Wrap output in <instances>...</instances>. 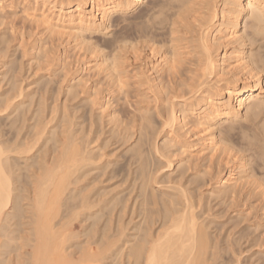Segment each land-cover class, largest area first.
Segmentation results:
<instances>
[{
  "label": "bare ground",
  "instance_id": "6f19581e",
  "mask_svg": "<svg viewBox=\"0 0 264 264\" xmlns=\"http://www.w3.org/2000/svg\"><path fill=\"white\" fill-rule=\"evenodd\" d=\"M17 1L18 2L16 3L19 6H16L17 4L14 0H0V22L4 17V5L9 2V4H7V6L9 5V11L7 12H11V14L15 15V12H17L16 10L19 8V14L22 15L23 20L29 22L35 30L40 29L41 33L43 32L48 36L51 35L50 37L55 35L60 38L68 39L73 42V47H71L74 51L75 48H78L77 54L84 49L86 52H89V55L96 54V58H91L88 62H85L76 75V85L80 87H85L88 83L82 77L85 73L92 72L95 75L103 74L110 78V76L116 77L114 73L117 68L114 63L115 61L110 64L106 60L103 61V59L94 60L101 57L99 47L96 43L87 42L82 35L85 33L107 31L114 23V20L112 19L113 15H124L143 4V11H141L142 14L139 13L142 15L143 19H139L140 22L135 24L136 29L134 34L154 40L161 35L160 33L165 32L169 36V41H171L169 43L175 44L173 47L177 49L175 50V48H172L173 51H171V55L163 53L157 58L154 56L155 49H149L147 55L149 68L147 71L150 73V77L151 75H159L160 73L168 72L170 78L175 80V78H178L177 75L180 64L188 59L185 57L191 55L195 56V60L192 58L194 64L192 63L193 61L191 62L194 66L189 65L190 68L193 67V69H188V72L191 73V76L187 78L188 82L184 80H180V82H172L171 80H168V84H170L168 89L167 87L160 85V82L158 81L160 76H162L161 74L158 77L154 76L155 78L151 77V80L153 79L151 85L154 87H151V89H154L153 91L156 95H154L155 98L160 97L158 99L159 101L165 95L170 93L171 90L172 92L175 91L177 96L178 93L181 92L179 88H186L190 93L189 97L184 98L183 95H185V93H182L183 98L178 99V97L181 96L179 93L177 99L175 98L180 102L178 105L180 108L176 105L178 108V110L176 109L177 111L172 109L175 107H170L168 112L163 109L164 114H167L166 118L164 117L165 115L162 116V114H159L160 117L162 116L165 118L164 121H162V124L169 129V132L166 133L169 138L167 144L177 148L180 155V163L184 159L193 158L194 155H197V157L205 155L204 158H209V162H212L214 156L219 157L217 154H221L222 156L220 158H222L223 155L229 152L231 153L232 148H229L230 151L228 148H225V145L227 144L223 146V140L216 135L218 128H216L217 126L215 127V125L228 122L230 123L231 128H234L237 125V121L241 119L243 115H246L247 117V115L250 114L251 116L258 117L264 110V100L262 98L264 95V77L261 76V71L257 68V62L253 61L252 56L248 54L249 51L247 52L248 39L246 32L243 31L245 27H249V29L252 30L251 34L257 35L264 30V0ZM201 8H205V13L197 15V12L201 10ZM137 18L139 17L137 16ZM245 18L246 21L243 23ZM10 32L18 41L23 40V34L19 33L18 30L16 31L15 28H10ZM127 38L128 37L125 34H122L120 38L111 37L107 41L110 42L111 45H115ZM40 40L41 37H37L34 41ZM117 48L119 50L121 49L120 47ZM81 54L83 53L81 52ZM180 56H183V59H179L182 58ZM3 74L4 73L0 71V75L3 76ZM141 76L140 72L139 77L142 78ZM117 79L120 80L119 77ZM206 80L209 81L210 84ZM123 86L124 84L121 85V88H123ZM170 94L166 97H170ZM24 97L25 94L23 89L14 90L12 93L0 95V118L4 116L8 117L15 112L17 113L19 108L23 105V102L18 99H23ZM173 97H171V99H173ZM164 99L166 98L162 99L163 104L165 103ZM169 99H166L169 103L167 102L165 104H170L169 106H171V101H169ZM98 101L100 119L106 118L110 123L114 122V120L116 122L117 117L112 110L109 100L100 98ZM144 117H146L145 114ZM142 119L145 120L147 117L143 118L142 116L141 121ZM147 120L145 122H147ZM16 122L17 119L12 120L9 125L0 122V264H108V259L111 260V262L109 261V264H213L212 260L210 261L209 259V249L211 248L212 240L211 242L208 240L206 236L207 231L205 233L201 227L202 224H200V222L197 223L198 221L196 222L198 218L196 216L197 219H195V214L192 213L189 199L187 202L185 199L180 198V202L181 199L186 201L183 204V208L181 210L179 209L181 211L180 215L178 216L179 213L176 214V216H178L176 218L173 217L172 214L173 218L170 220V223L163 225L164 227L168 224L163 230H160L161 227H158L160 230L158 233H153L151 230L152 227L151 229L148 227L143 229L142 233L138 235L134 234L133 236L136 237L133 240H124V231L119 226L120 229L118 228L119 230L115 234L112 233L109 235L110 232H112L111 230L110 232L108 230L109 234H106L107 231L102 235L99 233V235L97 234L99 240L92 238L94 239V242L91 240L89 241L87 234L88 238H85V240H87L85 242L83 241L81 244L79 242L82 240L79 241L78 239L79 242L77 241V244L74 240L79 237L81 229L83 230L86 221H88L86 218H91L96 214V212H93L94 208L95 211L97 210L96 204L91 202L94 195L93 192L89 189V193H87L91 194L92 192V197L86 194L88 191L86 189L90 188L88 187L89 185L86 188L82 185L84 182H80V178H84L83 171L85 169L83 170V168L87 166L85 164L96 162L91 161L94 157V151L91 149L93 151L92 153V151L87 148L88 146H82V140L77 137V133L75 135L71 133L69 138L66 139L59 135V140L57 141V139L53 138L55 133L49 131L46 124L41 121L35 123L23 137H20V134L13 135L11 133V128ZM150 122L151 118L148 123L150 124ZM139 124L141 126V124L143 125L144 123L141 122ZM145 124L147 125V123ZM251 128L252 127H250V129ZM140 130H142L141 127ZM73 131L76 132L75 130ZM48 134L52 135V138H47V143L51 142V146L41 158H34L33 153L35 148ZM244 138L246 139V137ZM225 141L226 140H224V142ZM154 143L156 144V142ZM133 144H131V146ZM165 146L166 145H164V147ZM158 147H156V149ZM127 149L126 151L129 153ZM129 149H131V147ZM131 152L133 153L134 159L141 164L139 167L141 182L139 183H141L142 196H144V199L147 200L149 198L153 201L152 203H155L154 189H151V186L148 184V176L144 174L146 170V158L144 157V150L142 149V146H140L139 140L135 147L131 149ZM169 154L170 153H168V155ZM171 154V158L176 159L175 156H173L174 152ZM230 155L231 154H229L228 157H230ZM242 155L238 162V167H234L237 164L231 165L232 163L234 164V161L231 160L232 163H230L231 161H228L231 157L223 162V167L226 169L223 173H226H224L225 175L223 174L224 176L219 179L216 176L217 178H215V180H218L216 183L214 182L218 193L227 196L230 195L232 197L236 193L235 190L237 188L242 189L247 184L249 185L251 177L249 178L250 174L247 173L248 162H246L247 159L242 158ZM95 156L97 158L99 155ZM101 156H103V154L100 155V157ZM197 157H195V159ZM238 157L239 156L237 155V158L235 157V159L238 160ZM171 158L170 161H172ZM204 158L202 157L203 161ZM220 158H218V160ZM105 159L107 158L105 157ZM29 160H31L30 163H28ZM102 160L103 159H99L101 163L103 162ZM168 160L169 159H166V162H168ZM108 163H111V161L109 162L107 160L106 164ZM168 163L166 164L171 170V167L175 162ZM109 165H112V163ZM100 166L101 165L97 166L96 169ZM105 167L108 168V165L104 166V168ZM90 168L93 169L94 167ZM137 168L138 167H136V169ZM235 168H238V173H235ZM88 169L87 171L89 172ZM106 170L107 169H105V171ZM122 172L123 171H121V173ZM81 173H83V175ZM101 175L103 176V174ZM153 179L151 178V180ZM154 181L155 179L153 182ZM130 182L132 185L133 181L131 180ZM79 183L82 187L79 186ZM153 184L156 185V181ZM83 187L85 191L83 190ZM133 193L132 194L135 195V192ZM102 194V198L106 197V194L103 196ZM95 196H97V194ZM99 198L96 199L99 200ZM105 199L107 200L108 198L106 197ZM112 199L113 198H111V202ZM234 199L232 201H234ZM104 202L101 203L103 206L106 204ZM125 203L129 204L131 203V200ZM126 205L127 204H125V206ZM154 205H156V203ZM98 206L99 205L97 204V208L99 209ZM101 209L103 210V208H100V210ZM119 209L116 210L119 211ZM126 209H128V207ZM116 210H114L113 213ZM97 212H99L100 215L96 214L94 217L99 219L103 216V213L101 211ZM127 212H130V210L128 209ZM193 212L195 213V210H193ZM109 213L111 217V211ZM113 215L115 217V214ZM81 216L82 219L83 216H86V218H84L86 220L85 223L84 221L82 222ZM115 219L113 218L111 221ZM161 220H159V222ZM111 221L110 223L108 221L109 225L111 224ZM82 223H84V226L81 225ZM114 223L116 222L114 221ZM148 224L149 222L147 225ZM89 226L88 228H90ZM101 226L98 228L101 229ZM203 226L205 227V224H203ZM96 228L95 230L97 231ZM133 229L135 228L133 227ZM154 230L156 231L157 229ZM84 232L86 233V231ZM84 232L82 231V233ZM73 241L75 242V245ZM215 255L216 254H214L213 257Z\"/></svg>",
  "mask_w": 264,
  "mask_h": 264
},
{
  "label": "rangeland",
  "instance_id": "374dc122",
  "mask_svg": "<svg viewBox=\"0 0 264 264\" xmlns=\"http://www.w3.org/2000/svg\"><path fill=\"white\" fill-rule=\"evenodd\" d=\"M14 2L16 3L18 1L14 0ZM7 4H9V2ZM7 4L4 5V17L1 21L2 23L0 22V71L4 73L3 76L0 75V95L12 93L14 90L23 89L25 97L23 99H18L19 101L23 102V105L21 108H19L18 112H15L8 117L4 116L0 118V122L9 125L12 120L17 119V122L11 128V133L13 135L20 134V137L25 136L28 130L35 123L40 121L46 124L49 131L55 133L53 138L57 139V141L59 140V135L66 139L69 138L71 133L73 135L77 133L78 136H76L82 140V146H88L87 148H89L90 151L93 150L94 154L96 153L95 155H99L97 159L93 154L94 157L93 160H91L94 162L96 161L95 163L98 164L93 162L92 164H95L94 166L91 164V162L90 164H85L87 166H85L86 168H83V170L85 169L83 171L84 175L81 173L84 178L81 175L83 180L80 178V182H84V184H81L86 188L89 185L88 187L90 188H85L88 190L86 194L89 193V189L94 194L93 195L91 192L93 197L91 194H87L88 196L92 197V200L90 197L91 202L96 204L97 210L95 211L94 208L93 212H96L97 215H100V213L97 211H101L103 216L99 219L94 217L96 214L91 218H86V216H83L82 219L81 216L82 222L84 221L85 223V221L88 220L86 221L85 226L84 223L81 224L85 228H83V230L81 229V233L82 231H86V233H80L79 237L81 238L82 236V238L80 239L78 237L74 241L78 244V242L82 240L79 242L82 244L83 241L85 242L87 240H85V238L88 234L89 238H87L89 241L91 240L94 242V239L92 238L99 240V233L102 235L107 231L106 234H109L111 230L112 232L109 234L111 235L112 233L115 234L120 228L124 231V240L130 241L136 237L133 236L134 234L138 235L142 233L143 229L148 227H150L149 229L152 227L151 230L153 233H158V231L160 232V230L165 229L173 217L177 218L180 215V210L183 208L184 202L189 199V204L192 207V213L195 214V219L198 218L196 222L198 221L197 223L200 222V224H202L201 227L205 233L207 231L206 236L208 240L210 242L212 240V244L210 246L211 248L209 249V259L210 261L212 260L213 264H264V110L258 117L251 116L250 114H248L250 117L248 115L247 117L246 115H243L244 117L242 116L241 119L238 120L239 122L237 121V125L234 128H231L230 123L228 122L218 123L215 125V127L217 126L216 128H218L216 135L218 138L223 140V146L227 144L225 145V148H228L229 151V148L235 150L234 151L231 149V153L227 150L229 152L227 153L226 151L227 154L225 155L227 156L223 155L222 157H225L226 159L220 158L222 155L217 154L219 157L214 156L212 159L213 161L211 160L212 162H209V158H204L205 155H201L199 157L194 155L193 158H190L192 161L190 159H184L182 161L183 163H180V155L177 148L167 144L169 138L168 134L166 133L169 132V129H167L164 124H162V121H164L167 115L164 114V111L167 110L168 112L170 107H175L172 108L175 110L180 108V106H178L180 102L176 100L179 96V93L181 96H179L178 99L183 98V96L184 98L189 97L190 93L186 88H179L181 92H179L177 96L176 92H172L171 90V94L168 93L170 94V97H166L168 94L163 97L166 99L170 98L169 101H171V106H169L170 104H165L168 102L166 99H164L165 103L163 104V98L160 99V101L158 100L160 97L155 98L156 95L153 91L154 89H151V87L154 88L153 85H151L153 80H151V77H158L161 73L159 75H151L150 77V73L147 71L149 68V61L147 60L149 49H155L154 56L157 58L163 53L171 55V51H173L172 48H175L173 47L175 44L169 43L171 41H169V36L165 32L160 33L161 35L154 40L134 34L136 29L135 24L140 22L139 19H143L141 15V11H143V4L124 15H113L112 19L114 20V23L107 31L104 30L99 31L98 33H85L82 35L87 42L96 43L99 47L101 57H98L94 60L103 59V61L106 60L110 64L111 62L115 61L114 63L117 66L114 73L116 77L110 76V78H108L109 76H104L103 74L95 75L92 72H87L85 73L86 75L83 73V79L88 82L85 87L76 85V75L78 74L81 66L83 67V64L88 62L91 58H94L96 54L89 55V52H86L84 49L85 51H79L80 53L78 52V55V48H75V51L72 48L73 42L55 35L50 37L51 35L48 36L43 32L41 33L40 29L35 30V28L31 26L29 22L23 20L22 15L19 14V8L16 10L17 12H15V15L11 14V12H7L9 11V5L7 6ZM16 6L19 5L17 4ZM205 11V8H201V10L197 12L198 14H196H204ZM137 16L139 18H137ZM245 21L246 18L243 20V23ZM12 27L15 28L16 31L18 30L19 33L23 34L22 41H18L14 35L11 34L10 28ZM243 31L246 32L248 39L247 46L249 48L247 47V52L249 51L248 54L252 56V60L257 62V68L261 71V76L264 77V30L262 31L263 33L259 32L257 35H252V30L249 29V27H245ZM122 34H125L128 38L115 45H111L110 42L107 41L111 37L120 38ZM37 37H41L42 41H34L35 38L37 39ZM117 47H120L121 49L119 50ZM175 50L177 49L175 48ZM81 52L84 55L81 54ZM214 54L216 55L215 52ZM180 57L182 58L179 59H183V56ZM185 58H188L189 61L186 59L180 64L177 75L178 78L173 80L168 75V72L164 73L162 71V76H160L158 80L160 85L169 89L168 86H170V84H168V80H171L172 82H180V80L188 82L187 78L191 76V73L188 72V69L190 66H194L193 64L195 56L191 55L186 56ZM190 69H193V67ZM140 72L142 78L139 77ZM118 77L120 80L117 79ZM207 82L209 83V81ZM122 84H124L123 88H121ZM182 93H185V95ZM171 97H173V99H171ZM100 98L109 100L112 110L118 119H116V122L114 120V122L110 123L106 118H102L103 120L100 119L101 117L98 110V99ZM262 98L264 100V95ZM172 100H174L176 104ZM144 114L149 120L142 119L141 121L142 116L143 118H146L144 117ZM159 114H162V116L165 115V118L162 116L160 117ZM150 118L151 122L149 124L148 122L150 121ZM146 120L147 122H145ZM141 122L144 124H141L140 126L139 123ZM145 123H147V125ZM140 127L142 130H140ZM250 127L253 129H250ZM144 130H146L147 133ZM244 137H246V139ZM47 138H52V135L48 134L42 139V141H40L34 150V158H41L46 150L51 146V142L47 143ZM138 140L140 146H142V149L144 150V157L146 158V170L144 174L148 176L149 186H151V189H154V199H156L154 202L156 205H154L155 203H152L153 201L151 199L148 198L146 200L144 199V196H142L141 183H139L141 182V177L139 175V167L141 164L140 162H137L136 159H134L133 153L131 152V149L135 147ZM224 140L226 141L224 142ZM154 142H156V144ZM129 144L131 149H129ZM131 144L133 145L131 146ZM164 145L166 146L164 147ZM155 146L158 147V152ZM126 147L129 148L127 149ZM168 148L172 149L169 150ZM126 149L129 151V153L126 151ZM155 150L158 154L155 153ZM167 152L170 154L168 155ZM173 152L175 154H173V156H175L176 159L171 158V153ZM101 153L103 156L100 157V155H102ZM229 154H231V158L228 157ZM104 155L107 159H105ZM234 155L236 158L237 155L239 156L238 160L235 159ZM241 155L243 159L248 160H246V162H248L247 173L250 174L249 178H252H250L249 185L247 184L245 187H243L244 189L237 188L238 190H235L236 196L234 194L232 196L233 198L230 195L227 196L218 193L217 187L215 188L216 184H214V182L216 183V181L223 177L225 175L224 173H226H223L224 170L226 171L225 167H223V162L230 158L228 160L229 162L231 160L234 161V164L232 161L230 162L232 163L231 165L237 164L234 167H238V162L241 159ZM169 157L172 159V161H170ZM195 157L197 158L195 159ZM202 157L204 158V161ZM218 158L221 159H219L221 162L218 160ZM99 159H103V162L101 163V160L99 161ZM166 159H169L168 162H175V164H173L171 167V170L173 171H171L169 169L170 167L167 166L166 163L168 162H166ZM173 159L177 160L178 162L174 161ZM107 160L109 162L111 161L112 165H109L111 163L106 164ZM30 162L31 160L28 161V163ZM96 165L101 166L96 169ZM103 165H108V168H104ZM90 167L94 168L92 169ZM136 167L138 168L136 169ZM129 168H131L132 171ZM105 169L107 170L105 171ZM235 169V173H238V168ZM121 171L123 172L121 173ZM101 174H103V176ZM216 176L218 177L217 180H215V178H217ZM151 178L155 179L156 185L153 184L155 181L153 182L154 179L151 180ZM131 180L133 181L132 185L130 182ZM82 185L79 183V186L82 187ZM133 192H135V195H133ZM95 193L97 196H95ZM101 194L102 196L106 194L105 196L108 198V201L105 199L106 197L102 198ZM110 197L113 198L112 202ZM133 197L136 198L134 199ZM96 198H99V200ZM180 198L185 199L186 201L181 199L180 202ZM233 199L234 201H237L234 202L232 201ZM126 200H131V203H125L128 202ZM102 202L106 204L103 203V206L101 204ZM163 202L167 205H165ZM132 203L136 205H133ZM97 204L99 205V209L97 208ZM125 204L128 206H125ZM123 207L125 209L128 207L130 212H127L128 209H126V211ZM100 208H103V210H100ZM116 209H119V211ZM114 210L116 211L113 213ZM193 210H195V213ZM110 211L112 213L111 217L109 213ZM113 214H115L116 219ZM176 214H178V216H176ZM84 218H86V220ZM113 218L115 220L111 221ZM159 220L161 221L159 222ZM108 221L109 223L111 221L110 225ZM114 221L116 223H114ZM148 222L149 224L147 225ZM166 223L168 224L163 227V225ZM203 224H205L206 228L203 226ZM88 226L90 228H88ZM100 226L101 229H99ZM133 227L135 229H133ZM158 227H161L160 230ZM95 228L98 232L95 230ZM153 228L157 230L155 231ZM74 241L73 243L75 245ZM218 251L220 255L218 254ZM214 254L218 256L215 255L213 257ZM109 261L111 262V260L108 259V264Z\"/></svg>",
  "mask_w": 264,
  "mask_h": 264
}]
</instances>
